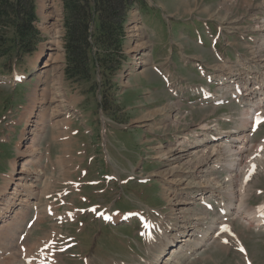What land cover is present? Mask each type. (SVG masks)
Wrapping results in <instances>:
<instances>
[{"label":"rangeland","instance_id":"1","mask_svg":"<svg viewBox=\"0 0 264 264\" xmlns=\"http://www.w3.org/2000/svg\"><path fill=\"white\" fill-rule=\"evenodd\" d=\"M41 2L49 1L34 0L35 26L39 32L36 49L17 61L12 74L3 71L0 60V187H8L5 176L13 173V168H21L27 151L33 150L36 157L28 169L36 187L34 206L20 224L21 237L16 235L3 242L0 264H10L12 257L20 264H150L172 224L194 222L189 215L181 218L182 213H173L164 198L166 189L174 192L176 187L175 192L179 193L190 188L170 186L169 177L163 179L168 162L159 157L158 147L177 143L176 137L199 130L195 128L204 122H218L222 132L237 131V118L244 110L241 102L232 99L220 106L211 103L202 106L186 92L175 97L155 71L171 72L175 83L185 88L189 84L179 78H186L191 85L207 84L192 62L200 61L211 72L213 66L222 63L216 53L227 60L222 63L226 64V71L241 74L239 78H244L246 66L252 71L253 80L263 78L264 49L258 45L263 42L264 28L258 26L264 25V0H137L126 10L121 51L115 56L111 72L95 71L91 66L90 80L81 82L67 79L65 74L63 2H49L55 4V8H48L53 12L49 18L40 12ZM133 13H137L136 18ZM54 16L59 36L57 52L49 50L50 35L44 30ZM203 23H208L211 32L221 27L214 52ZM196 31L201 33L202 43L196 41ZM251 48H258L259 58L251 55ZM50 53L52 61L43 67ZM182 53L191 57V62H184ZM238 54L242 63L237 61ZM144 57L147 63L138 64ZM244 57H249L247 64ZM211 84L215 90L216 84ZM176 99H180V106L168 107L166 113L160 109ZM157 110L161 112L146 116ZM224 114L233 119L219 121ZM263 138L264 123L255 134L249 135L236 166L239 173L246 165L253 171L244 201L247 200V209L261 215H264ZM29 139L34 142L31 144ZM251 144L258 146L251 148ZM259 148L261 154L251 157L246 164L247 154ZM233 157V154L226 156L223 165ZM207 173L202 179L225 176L222 169ZM128 176H147L150 181L140 183L136 178L128 180ZM239 177L240 174L238 181ZM15 179L10 180L11 187ZM213 196L222 197L218 192ZM223 198L226 204V194ZM47 201H51L54 215L61 218L46 214L35 222L39 207L36 204L43 208ZM212 201L215 211L207 213L198 202L191 206L201 218L195 230H206L210 220L221 216L217 212L218 202ZM100 210L123 216L142 213L153 220L157 229L151 237H145L139 221L107 222L101 215H95ZM67 211L70 217H64ZM219 220L227 225L224 232L193 254L179 257L178 264H244L239 239L264 261V233L254 231L243 219ZM228 229L232 233L226 232ZM192 238L200 237L194 231Z\"/></svg>","mask_w":264,"mask_h":264},{"label":"bare ground","instance_id":"2","mask_svg":"<svg viewBox=\"0 0 264 264\" xmlns=\"http://www.w3.org/2000/svg\"><path fill=\"white\" fill-rule=\"evenodd\" d=\"M48 1L54 2V0H48ZM49 2L39 3L40 12L41 13L44 12L45 16L48 18L53 16V12L48 11V8H52V7L55 8V4ZM136 15H134L133 13V17L136 18ZM55 20H56V16L53 17V20L48 23V25L45 27L44 30L47 32V34L50 35L49 42L51 45L49 46L50 47L49 50H54L55 52H57L59 50V36L56 31L57 26H55L54 23ZM262 26L264 28V25L258 27H262ZM262 41L263 42H260L258 45L259 49H264V39H262ZM138 47L139 45H137L135 49H137ZM258 48H254L256 50L251 48L252 50L251 55H253L254 58L260 57L257 55V51H259ZM148 55L149 52L146 53V56ZM181 56L183 59L191 58L185 55L184 53H182ZM240 56L241 55H238V58H240L239 62L242 63ZM247 58L249 57H244V61H246L245 62L246 64L248 63ZM49 61H52L51 53L49 54L43 67H45L47 65V62ZM223 62L226 63V61ZM145 63H147V59H145V57L140 62H138V64L140 65H143ZM225 67L226 64H222V63L212 67L213 73L216 74L212 77L213 81L222 83L226 78L233 79L235 77L238 78V76L241 75V74L233 73L231 71H226ZM248 68L249 67L247 66L245 67V69L247 70L246 73L244 74V83H243L245 96L241 100V105L244 107L243 108L244 110L241 109L242 110L241 115H239L238 116L239 118H237L239 122V124L236 127L237 131L230 130L232 132L229 133L225 131L222 132L220 127L218 126L219 125L218 123L208 124L204 122L203 124L201 123L198 124V126L195 129H199V130L192 131L191 132L192 134L191 133L182 134L180 137H176L177 143L170 142L169 144L166 145V147H162L161 144H160L161 146L158 145L159 146L158 149L161 152L159 157L160 158L164 157L165 160L168 162L167 163L168 168L162 172L165 175V178L163 179L167 180L169 177L170 186L183 185V187L180 189H184L185 186L190 188V191L186 190L187 192H179V193L175 192L176 187L173 190L174 192H170L168 191V189H166L164 191V198L168 202L173 213L176 212L182 213L181 218H184L186 215H189L190 219L193 220L194 222L192 223L193 225L189 223L182 224L179 222L172 224L170 226V229H168L164 240H162L161 238L162 241L160 242L159 253L156 256L155 260L150 264H178L177 259L179 257L186 255L188 253L193 254L196 249L201 248L206 244H209L210 241L213 240V235L221 233V230L225 228V226H227L224 225L223 222H221L219 219L226 220L227 217L243 219L248 226L253 227L255 230L261 228V231H264V215L258 214L257 211H255L252 208L247 209L246 206L247 200L246 202L244 201L247 198V191H246L247 181L248 179H250L253 173L251 169L249 170L247 168L249 165L244 166L240 170V173L236 171V166L239 164L237 162L239 160V155L243 153V150L245 149V145L248 142V137H249L248 132L250 128L249 120L251 119V115H252V113L249 111L253 109V112H255V108L262 109L264 107V73H263V78L261 79L255 78V80L253 81V86H251L250 76L252 74L251 73L252 71H250ZM226 74L227 76L222 77L223 75ZM224 83L225 82H223L222 85H224ZM175 88H177L178 90L182 89L180 86H177ZM232 94H234V92ZM217 99L222 100L224 99V97L222 95H217ZM180 103L181 102L178 100L176 102H174L173 100L168 101L160 109L162 111H165L167 110L168 107L180 106ZM157 112H161V111L160 110L153 111L147 113L146 116L148 115V117H150V114L153 115ZM248 114H250V116ZM231 119L233 118L231 117ZM246 127L248 128V130ZM212 134H216L215 136L217 138H215V140L217 142H214L212 139L211 140L209 139V136ZM223 137L224 140L222 141ZM31 138H33L32 135ZM29 140L31 144L34 142V139L33 140L29 139ZM219 140H221V144L219 143ZM254 145L255 144H251V148ZM255 146L258 145L256 144ZM261 150L262 148L260 149V151L256 149L255 151L249 152L246 158H244L245 163L247 164L248 160L251 157H254L258 153H260ZM33 152H34L33 150L27 151L28 153L27 157L24 160L23 164L21 165V168H19V170H14L13 168L12 172L14 174L11 173L5 176V183H8V187L7 186L0 187V222H1L0 236L2 237L0 240V253L2 252L1 247L5 245L3 244V242L5 243L6 240H11L12 238L16 237V235L17 238L20 236V231H19L20 224L23 222L28 210H30V208L34 206V204L32 203L35 201L36 198L35 196L36 187L33 184L34 182L33 177L31 173L28 171L29 165L33 163L34 162L33 159L36 158L35 156H33ZM229 154H233L234 157L232 158V160L226 159V164L223 165V162L225 161V157L228 156ZM244 159L242 160L244 161ZM217 169H222L225 171V176H224L225 178L221 177V179H218V177L215 175V177L212 179H202L207 176L208 170L214 172V170ZM238 173L240 174L239 181L237 179L239 175ZM12 174L13 177L11 176ZM12 178H16L15 179L16 182L13 184V187H11V184H9ZM169 185L168 186L165 185V187H169ZM214 192H218V194L222 196V197H218L219 200L224 199L223 195L225 194H226V198H228L226 204L222 203L223 201L219 202L221 209H223L221 214L223 217L218 216L212 219V221L210 220L209 222L210 225L207 226L206 230L202 231L199 228L195 230L197 225L200 223L201 218H198L199 216L196 213L197 212L196 209L191 206H193L194 203L197 202L198 200L201 201L203 198L206 199V201L208 202V199L214 198L213 196ZM50 203L51 202H46L45 203L46 207L43 208H41L40 205H38V203L36 204L39 207H37L35 222H39L40 220H42L43 217L46 216V214H48V212L51 211L52 208L50 207ZM55 207L57 208V206ZM188 209L189 211H186ZM205 213H207V211ZM51 214L52 217L54 218H61L60 215L58 216L54 215L53 212H51ZM70 214L71 213L67 211L65 212L64 217H66V215L70 217L71 216ZM112 216H113L112 222H117L122 215L114 214ZM194 231L196 234L199 235L200 238L193 240L192 236ZM47 247H48L47 249L50 248L49 246ZM10 264H20V263L17 262L14 257H12Z\"/></svg>","mask_w":264,"mask_h":264},{"label":"trees","instance_id":"3","mask_svg":"<svg viewBox=\"0 0 264 264\" xmlns=\"http://www.w3.org/2000/svg\"><path fill=\"white\" fill-rule=\"evenodd\" d=\"M135 1L62 0L67 79L89 81L91 66L111 72L121 51L126 10ZM35 22L34 0H0V60L5 71L36 49Z\"/></svg>","mask_w":264,"mask_h":264},{"label":"crops","instance_id":"4","mask_svg":"<svg viewBox=\"0 0 264 264\" xmlns=\"http://www.w3.org/2000/svg\"><path fill=\"white\" fill-rule=\"evenodd\" d=\"M243 242V241H242ZM264 242V241H263ZM263 242L260 243V246L262 247V244ZM244 243V242H243ZM247 246H249V244H245L244 243V247L246 249V253H247V256L251 262V264H264V261H261V259H259V257L257 258L255 255H254V250H251L249 251V249L247 248ZM257 260V261H256Z\"/></svg>","mask_w":264,"mask_h":264}]
</instances>
